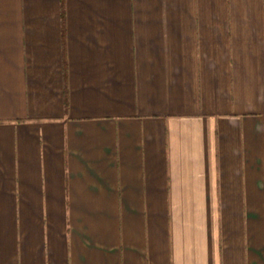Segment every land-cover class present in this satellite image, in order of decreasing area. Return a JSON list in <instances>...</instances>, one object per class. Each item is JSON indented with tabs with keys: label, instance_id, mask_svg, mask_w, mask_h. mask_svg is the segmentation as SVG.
I'll return each instance as SVG.
<instances>
[{
	"label": "crops",
	"instance_id": "0c3cea01",
	"mask_svg": "<svg viewBox=\"0 0 264 264\" xmlns=\"http://www.w3.org/2000/svg\"><path fill=\"white\" fill-rule=\"evenodd\" d=\"M0 264H264V0H0Z\"/></svg>",
	"mask_w": 264,
	"mask_h": 264
}]
</instances>
